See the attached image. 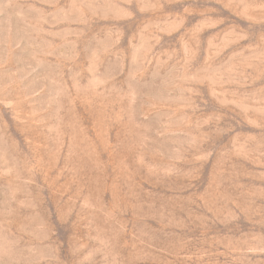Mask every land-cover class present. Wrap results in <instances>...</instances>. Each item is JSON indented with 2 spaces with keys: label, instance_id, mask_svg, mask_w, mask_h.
Here are the masks:
<instances>
[{
  "label": "rangeland",
  "instance_id": "1",
  "mask_svg": "<svg viewBox=\"0 0 264 264\" xmlns=\"http://www.w3.org/2000/svg\"><path fill=\"white\" fill-rule=\"evenodd\" d=\"M0 264H264V0H0Z\"/></svg>",
  "mask_w": 264,
  "mask_h": 264
}]
</instances>
